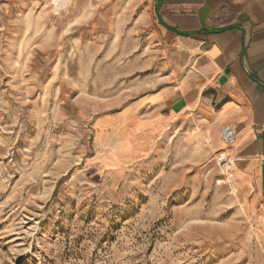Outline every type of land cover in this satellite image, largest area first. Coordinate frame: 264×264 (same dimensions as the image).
<instances>
[{
	"label": "rangeland",
	"instance_id": "obj_1",
	"mask_svg": "<svg viewBox=\"0 0 264 264\" xmlns=\"http://www.w3.org/2000/svg\"><path fill=\"white\" fill-rule=\"evenodd\" d=\"M149 4L0 0V264H264L214 122L134 121L182 73Z\"/></svg>",
	"mask_w": 264,
	"mask_h": 264
},
{
	"label": "crops",
	"instance_id": "obj_2",
	"mask_svg": "<svg viewBox=\"0 0 264 264\" xmlns=\"http://www.w3.org/2000/svg\"><path fill=\"white\" fill-rule=\"evenodd\" d=\"M149 5L163 62L182 73L175 86L147 98L155 110L147 119H134L139 131L184 114L213 121L219 132L235 123V142L222 146L235 158L230 183L243 204L264 207V0Z\"/></svg>",
	"mask_w": 264,
	"mask_h": 264
},
{
	"label": "built area",
	"instance_id": "obj_3",
	"mask_svg": "<svg viewBox=\"0 0 264 264\" xmlns=\"http://www.w3.org/2000/svg\"><path fill=\"white\" fill-rule=\"evenodd\" d=\"M238 127L235 123L229 122L222 126L220 130V137L223 143L229 147L231 146L237 137ZM218 164L225 168L227 176L232 172L235 166V158L227 150H223L218 155Z\"/></svg>",
	"mask_w": 264,
	"mask_h": 264
},
{
	"label": "bare ground",
	"instance_id": "obj_4",
	"mask_svg": "<svg viewBox=\"0 0 264 264\" xmlns=\"http://www.w3.org/2000/svg\"><path fill=\"white\" fill-rule=\"evenodd\" d=\"M234 176H235V173L234 171H232L227 177L226 179L229 181V182H232L234 180ZM223 180H219L218 183H221Z\"/></svg>",
	"mask_w": 264,
	"mask_h": 264
}]
</instances>
